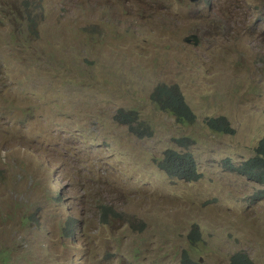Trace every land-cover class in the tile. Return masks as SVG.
Instances as JSON below:
<instances>
[{
    "label": "rangeland",
    "instance_id": "374dc122",
    "mask_svg": "<svg viewBox=\"0 0 264 264\" xmlns=\"http://www.w3.org/2000/svg\"><path fill=\"white\" fill-rule=\"evenodd\" d=\"M115 4L48 0L33 34L6 16L26 4L0 0V264H264V183L225 163L264 137V0ZM158 83L180 87L196 124L155 106ZM170 148L191 152L197 181L161 168Z\"/></svg>",
    "mask_w": 264,
    "mask_h": 264
},
{
    "label": "trees",
    "instance_id": "16d2710c",
    "mask_svg": "<svg viewBox=\"0 0 264 264\" xmlns=\"http://www.w3.org/2000/svg\"><path fill=\"white\" fill-rule=\"evenodd\" d=\"M124 2L125 0H116L115 7H113L112 10L115 9L117 5L124 4ZM21 8L22 7L17 10H20ZM115 11H118V9H115ZM29 33L37 34L38 28L30 30ZM150 99L159 110L170 113L178 122L193 125L196 124L198 120V116L186 100L184 92L175 83H158L150 94ZM115 119L118 123L127 126L133 132L139 130V127H137V129L134 127V122L137 120L136 110H120L117 112ZM206 123L214 132L220 134L233 133V129L231 128L228 119L224 116H209L206 118ZM138 125L143 126L147 131L149 130V125L146 123L141 122ZM175 141L180 146L189 148L191 146L192 138L183 137L176 139ZM225 163L230 171L242 175L248 180L260 184L264 183V137L258 141L254 154L251 157L236 165L230 164L228 160H226ZM159 164L163 170L169 173V175L188 182H195L201 177V173L197 169L196 159L189 151L181 152L175 148H170L165 152V155ZM58 194H60L59 191ZM101 208L103 214L106 211L112 212V210L107 207L103 206ZM201 238L202 234L200 228L197 225H193L188 234L190 246H196ZM178 264L201 263L194 260L190 252L183 251ZM228 264L253 263L245 253L236 252L230 257Z\"/></svg>",
    "mask_w": 264,
    "mask_h": 264
},
{
    "label": "clouds",
    "instance_id": "9594fccd",
    "mask_svg": "<svg viewBox=\"0 0 264 264\" xmlns=\"http://www.w3.org/2000/svg\"><path fill=\"white\" fill-rule=\"evenodd\" d=\"M22 1L24 4H26L25 7H22L20 10H16L12 14L6 16L9 20L15 21L18 25H20L22 28H24L29 32L30 30L38 28V26L44 21L46 3L48 0H22ZM28 16L29 19H27ZM219 19H221V17H219ZM191 34H197V33H191Z\"/></svg>",
    "mask_w": 264,
    "mask_h": 264
},
{
    "label": "water",
    "instance_id": "95a60500",
    "mask_svg": "<svg viewBox=\"0 0 264 264\" xmlns=\"http://www.w3.org/2000/svg\"><path fill=\"white\" fill-rule=\"evenodd\" d=\"M192 2H196L198 0H190ZM194 39L195 43L194 45H198L200 43V38L197 34H191L190 36L185 38V42L191 43V40Z\"/></svg>",
    "mask_w": 264,
    "mask_h": 264
}]
</instances>
